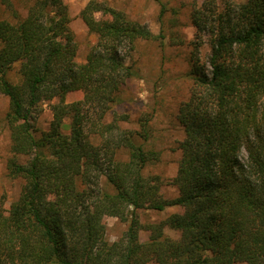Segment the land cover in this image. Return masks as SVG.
<instances>
[{
	"label": "trees",
	"instance_id": "16d2710c",
	"mask_svg": "<svg viewBox=\"0 0 264 264\" xmlns=\"http://www.w3.org/2000/svg\"><path fill=\"white\" fill-rule=\"evenodd\" d=\"M98 11L112 18H97ZM239 14L242 23L213 39L210 73L192 58L191 96L178 114L185 130L178 195L171 198L143 173L157 152L133 136L147 139L148 121L126 130L117 122L125 114L104 120L137 73L126 62L136 41L158 35L90 0L82 18L98 39L78 62L63 0H32L25 17L0 19V93L9 98L14 155L8 169L25 181L9 211L0 212V264H264V0H248ZM15 64L20 83L8 77ZM75 90L83 98L66 101ZM45 101L53 118L37 132ZM67 117L69 133L62 130ZM122 148L127 160L118 158ZM20 155L28 159L20 162ZM102 175L114 192L101 188ZM168 206L183 208L170 218L180 236L162 237L160 225L151 224L141 241L137 210ZM105 215L129 220L119 239H106Z\"/></svg>",
	"mask_w": 264,
	"mask_h": 264
},
{
	"label": "rangeland",
	"instance_id": "374dc122",
	"mask_svg": "<svg viewBox=\"0 0 264 264\" xmlns=\"http://www.w3.org/2000/svg\"><path fill=\"white\" fill-rule=\"evenodd\" d=\"M90 0H63L67 7L69 27L77 43V61L85 62L93 44L97 42L96 33L89 30L82 18V11ZM105 6L122 11L127 18L147 25L154 34L153 39H138L135 48L130 51L126 62L136 70V75L129 78L121 87V102L109 111L104 120L111 122L115 117L127 115L119 119L121 128L139 130L140 123L147 120L149 137L145 139L134 134L136 143L146 151H156L157 159L149 160L143 173L154 177L160 184L163 197L171 198L178 195L175 177L178 172L182 150L179 143L185 137L184 126L178 114L181 104L191 96L194 83L192 69L193 56L199 60L208 73L212 67L209 63L212 53V42L219 31L230 30L235 22L242 23L239 9L248 0H96ZM32 0H0V19L16 21L27 15ZM97 18H112L101 11L95 13ZM19 64H15L8 72L9 79L14 83L21 82L18 72ZM82 90L71 91L66 101L72 102L83 98ZM57 101L54 99L52 103ZM9 110L8 96L0 93V212L7 213L25 183L20 176L9 173L8 161L14 155L11 151V128L6 120ZM53 118L49 101H45L36 118L37 132L47 130ZM120 118V117H119ZM71 118L67 117L62 130L70 132ZM128 149L122 148L118 158L128 159ZM247 154L245 151L242 157ZM27 156H18L17 160L25 162ZM78 187L83 184L79 179ZM100 186L104 191L114 192V186L105 175L100 177ZM54 194L49 198L53 200ZM183 211L181 206H168L164 210L141 208L137 210L142 229L139 239L146 241L151 234V224L160 225L162 237L178 238L180 229L177 219L170 220L174 214ZM106 239L114 241L124 235L129 220L123 221L118 216L105 215ZM146 264H157L149 262ZM234 264H247L238 261Z\"/></svg>",
	"mask_w": 264,
	"mask_h": 264
}]
</instances>
